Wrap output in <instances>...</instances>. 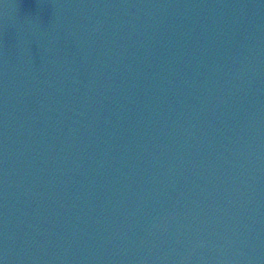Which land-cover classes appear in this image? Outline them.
Wrapping results in <instances>:
<instances>
[{
    "label": "water",
    "instance_id": "water-1",
    "mask_svg": "<svg viewBox=\"0 0 264 264\" xmlns=\"http://www.w3.org/2000/svg\"><path fill=\"white\" fill-rule=\"evenodd\" d=\"M0 264H264V0H0Z\"/></svg>",
    "mask_w": 264,
    "mask_h": 264
}]
</instances>
